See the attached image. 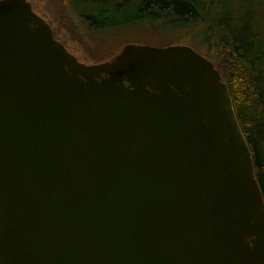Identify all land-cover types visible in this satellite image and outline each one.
I'll list each match as a JSON object with an SVG mask.
<instances>
[{"label":"water","instance_id":"1","mask_svg":"<svg viewBox=\"0 0 264 264\" xmlns=\"http://www.w3.org/2000/svg\"><path fill=\"white\" fill-rule=\"evenodd\" d=\"M0 264H264L226 85L182 43L86 63L0 0Z\"/></svg>","mask_w":264,"mask_h":264},{"label":"trees","instance_id":"2","mask_svg":"<svg viewBox=\"0 0 264 264\" xmlns=\"http://www.w3.org/2000/svg\"><path fill=\"white\" fill-rule=\"evenodd\" d=\"M45 9L51 14L55 39L59 32L79 44L82 54L88 50L83 61L109 55L92 50L74 16L90 28L103 27L115 21L99 16L120 10L130 11L122 23L149 20L155 31L173 33L205 56L226 85L264 202V2L260 7L251 0H47Z\"/></svg>","mask_w":264,"mask_h":264},{"label":"rangeland","instance_id":"3","mask_svg":"<svg viewBox=\"0 0 264 264\" xmlns=\"http://www.w3.org/2000/svg\"><path fill=\"white\" fill-rule=\"evenodd\" d=\"M28 1L31 3L34 10L38 12L41 17L43 16L45 21L50 24L51 30H53L54 26L50 20L51 14L46 12L45 9L47 0ZM251 1L253 2V5H256L257 3L260 7L264 2V0ZM129 16L130 11L127 10H120L114 15L99 16L100 20L110 23L115 21V23L95 28L88 27L85 22L76 16H74V18L82 37L88 40L93 51L102 55H111L116 53L124 43L148 44L153 46H164L167 44L180 43L179 38H176L173 33L168 31H155L154 23L150 22L149 20L143 19L139 21L122 23V19L124 17L128 18ZM54 35L79 60H81V57L88 52V50H85L84 54H82V47L74 41L66 39L61 33L56 32ZM84 62L90 63L89 61Z\"/></svg>","mask_w":264,"mask_h":264},{"label":"flooded vegetation","instance_id":"4","mask_svg":"<svg viewBox=\"0 0 264 264\" xmlns=\"http://www.w3.org/2000/svg\"><path fill=\"white\" fill-rule=\"evenodd\" d=\"M34 9V8H33ZM38 15H40L38 12H36ZM41 16V15H40ZM124 44H126V43H124ZM123 44V45H124ZM122 45V46H123ZM122 46H121V48H122ZM66 48V47H65ZM120 48V49H121ZM67 49V48H66ZM120 49L116 52V53H114V54H111V55H109L106 59H104V60H109V59H111L115 54H117L119 51H120ZM68 50V49H67ZM69 51V50H68ZM82 61V60H81ZM101 61H103V60H101ZM84 62V61H83Z\"/></svg>","mask_w":264,"mask_h":264},{"label":"bare ground","instance_id":"5","mask_svg":"<svg viewBox=\"0 0 264 264\" xmlns=\"http://www.w3.org/2000/svg\"><path fill=\"white\" fill-rule=\"evenodd\" d=\"M31 7H32V5H31ZM32 9H33V7H32ZM34 10V9H33ZM35 11V10H34ZM36 12V11H35ZM43 18V17H42ZM44 19V18H43ZM45 20V19H44Z\"/></svg>","mask_w":264,"mask_h":264}]
</instances>
